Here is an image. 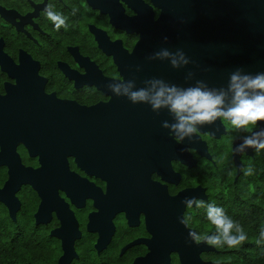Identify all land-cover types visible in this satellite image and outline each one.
I'll list each match as a JSON object with an SVG mask.
<instances>
[{"label":"flooded vegetation","instance_id":"1","mask_svg":"<svg viewBox=\"0 0 264 264\" xmlns=\"http://www.w3.org/2000/svg\"><path fill=\"white\" fill-rule=\"evenodd\" d=\"M232 2L0 0V221L32 228L50 264H180L167 239L181 219L201 235L207 215L182 201L233 203L249 184L241 169L264 159L234 149L264 121L244 131L217 120L178 141L161 127L166 112L108 85L132 76L138 86L151 77L185 85L191 70L218 87L237 70L264 72V60L249 68L234 46ZM49 4L66 27L48 19ZM164 36L194 63L147 61Z\"/></svg>","mask_w":264,"mask_h":264},{"label":"clouds","instance_id":"2","mask_svg":"<svg viewBox=\"0 0 264 264\" xmlns=\"http://www.w3.org/2000/svg\"><path fill=\"white\" fill-rule=\"evenodd\" d=\"M46 14L57 30L66 27L67 17L53 10L49 4ZM75 11V10H74ZM169 40L163 37V45L146 57L149 62H167L174 70L187 68L194 62L183 48L167 47ZM142 71L137 65L136 72ZM186 85V86H185ZM185 85L171 83L161 77L144 79L138 86L137 77L115 80L108 85L115 97L126 98L133 105H147L157 115L168 114L169 119L161 122V127L178 141L191 140L200 128L214 124L217 120H226L238 130L247 131L248 125L264 121V72L250 74L237 70L230 73L227 84L210 86L205 80L196 79L189 70L185 75ZM264 150V128L243 136L242 142L234 149L236 154L247 149ZM245 176L254 174V169H241ZM250 190L252 186L250 185ZM188 208H206L207 219L216 227L215 234L202 237L190 232V239L199 243L202 239L210 245L226 244L230 247L240 245L247 239L241 224L234 221L222 207L205 204L195 197L182 201ZM186 221L181 219L180 223ZM264 242V230L260 232L258 243Z\"/></svg>","mask_w":264,"mask_h":264},{"label":"trees","instance_id":"3","mask_svg":"<svg viewBox=\"0 0 264 264\" xmlns=\"http://www.w3.org/2000/svg\"><path fill=\"white\" fill-rule=\"evenodd\" d=\"M259 165L260 170L249 176L248 186L235 191L233 203L218 206L241 224L247 239L235 247L212 245L215 252L202 254L203 260L217 264H264V242L258 243L264 230V159ZM14 225L12 221L8 224L0 221V264H50L52 251L39 246L32 228L18 229ZM200 231L202 237L217 231L207 215L203 216Z\"/></svg>","mask_w":264,"mask_h":264},{"label":"water","instance_id":"4","mask_svg":"<svg viewBox=\"0 0 264 264\" xmlns=\"http://www.w3.org/2000/svg\"><path fill=\"white\" fill-rule=\"evenodd\" d=\"M233 41L234 46L244 51L246 63L254 68L264 60V0H233ZM15 182H13L14 185ZM14 209L10 208V216L14 220ZM177 237H169L171 247L177 252L180 264H217L212 261L204 262L200 254L214 252V247L205 240L196 243L190 239L189 231L184 223ZM156 255V254H155ZM65 258H61L63 264ZM69 260V259H68ZM165 264H169L165 257Z\"/></svg>","mask_w":264,"mask_h":264}]
</instances>
